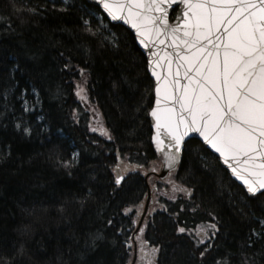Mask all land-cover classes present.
Listing matches in <instances>:
<instances>
[{"label": "trees", "instance_id": "1", "mask_svg": "<svg viewBox=\"0 0 264 264\" xmlns=\"http://www.w3.org/2000/svg\"><path fill=\"white\" fill-rule=\"evenodd\" d=\"M78 84L108 137L90 130ZM152 104L133 36L96 7L0 0V264H130L147 184L155 199L134 237L146 264H264V192L246 196L199 142L187 141L176 169L146 184L160 169ZM211 223L215 235L208 229L197 246Z\"/></svg>", "mask_w": 264, "mask_h": 264}, {"label": "snow or ice", "instance_id": "2", "mask_svg": "<svg viewBox=\"0 0 264 264\" xmlns=\"http://www.w3.org/2000/svg\"><path fill=\"white\" fill-rule=\"evenodd\" d=\"M99 5L112 19H117L114 6H123L122 18L149 50L148 67L156 78L151 115L167 143L158 135L152 140L168 166H174L185 137L198 133L249 194L264 190V0H99ZM170 9L176 12L175 23L168 19ZM153 36L170 49L155 61L163 68L165 60L166 75L153 70ZM121 179L118 175L115 183ZM208 229L215 235L217 225L198 229L203 236L197 246L209 238Z\"/></svg>", "mask_w": 264, "mask_h": 264}, {"label": "water", "instance_id": "3", "mask_svg": "<svg viewBox=\"0 0 264 264\" xmlns=\"http://www.w3.org/2000/svg\"><path fill=\"white\" fill-rule=\"evenodd\" d=\"M85 2L90 4V5H92V6H94V7H96L99 10L100 14L106 19V21L110 25H117V26L123 27L124 29H126L127 31H129L131 33L137 48L139 49V51L141 52V54L143 55V57L145 59L146 70H147L148 76L153 82V104H152V107L156 106V104H155V100H156V95H155L156 78L152 76V70H150L149 67H148V58H149L150 53H149V50L145 49V47L141 44L140 40L137 39L136 29H134L131 26L130 23H126L125 19L122 18V17L126 16V12H123V11L120 10V9L123 8V6H121V5L114 6V14L117 16V19H112V17H110L108 15V13L105 12V10L99 5V0H85ZM171 14H174V16H173L172 20L170 21ZM168 19H169V21L171 23H175L176 22V12L173 11L172 9H170ZM142 39L148 40L149 38L148 37H142ZM149 48H151L152 51H157V56L155 58H153V66H154L153 70L157 71L158 73H161L162 75H166L167 74V72H166L167 64H166L165 60H161V64L163 65V68L156 67L155 66V61L157 59H160L162 56H164V54L166 52L170 51V49L167 48V47H164V46H159L155 36H153L151 38V42L149 43ZM172 69H173V72H175V69H176L175 63L172 64ZM181 72H182V70H181ZM181 83L182 84L183 83H187V81L183 80V78L181 77ZM148 120H149V124H150V127H151V144H152V147H153L155 153L157 154V156L159 157V159L161 161L160 171H159L158 174L155 175L157 178L164 179L168 173L173 171L177 167V165L180 163V161H181V154H182V150H183V147H184L185 143L187 141H189V140H196L197 142H199L202 145V147L204 149L209 151L214 157L217 158L220 167L227 173V175L231 178V180L234 181L243 190V192L245 193L246 196L253 197V196L257 195V194H260V193L264 192V190H261V191H258L254 195L253 194H249L248 191H247V188L245 187L243 182L241 180L237 179L236 176H234L232 174V171L228 167V165L224 164L223 160L220 159L219 153H217L208 144H206L204 142L203 138L200 137L198 133H192V134H190L189 137H185V141L181 145V151L177 154L178 158H177L174 166L169 167L167 162H166V160H165L164 153L162 151H158L157 150V145L152 140V136L153 135H158L159 139H163L165 141V143H167V138L164 135H162L163 129H157V128L154 127V124L156 123V121L154 120V118L151 115V109H150V111L148 113ZM115 173H116V178H117L118 175L122 176L118 169L115 170ZM122 178H123V176H122ZM149 200H150V191L147 188V198H146L143 214L141 215V217L139 219V222H138V225L136 227V230H135L134 234L139 229V227H140V225L142 223L144 214H145V212L147 210V207H148ZM198 237L201 238L202 236L198 235ZM138 264H143V263L141 262V263H138Z\"/></svg>", "mask_w": 264, "mask_h": 264}, {"label": "rangeland", "instance_id": "4", "mask_svg": "<svg viewBox=\"0 0 264 264\" xmlns=\"http://www.w3.org/2000/svg\"><path fill=\"white\" fill-rule=\"evenodd\" d=\"M76 90H77V96H79L86 104H87V109H88V112L91 114V117H92V124H91V128L90 130L94 129V130H97V131H101L102 135H104L105 137H108V134L107 132L105 131L104 127H103V123H102V120L100 119V116H99V113L98 111L95 109V107L93 105H91L87 99H86V89H85V86L84 84H78L76 86ZM91 130V131H92ZM158 172V171H157ZM150 175L153 174L152 172H149ZM153 179H157L156 177H153ZM152 179V180H153ZM158 180V179H157ZM155 183V182H154ZM153 183V184H154ZM155 185H151L150 189L152 191V194H151V198L152 200L154 201L155 199V189H154ZM152 201V203H153ZM140 234V233H139ZM137 247V246H136ZM143 249V251L141 250ZM145 248L143 246H140L136 249V253L135 255L138 256V254L142 253L144 254L145 256ZM145 259H147V257H143Z\"/></svg>", "mask_w": 264, "mask_h": 264}]
</instances>
